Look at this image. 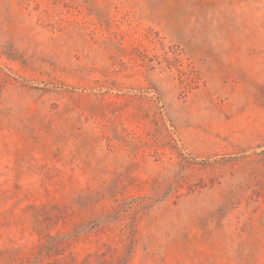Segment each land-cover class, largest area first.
I'll list each match as a JSON object with an SVG mask.
<instances>
[{"label":"rangeland","instance_id":"1","mask_svg":"<svg viewBox=\"0 0 264 264\" xmlns=\"http://www.w3.org/2000/svg\"><path fill=\"white\" fill-rule=\"evenodd\" d=\"M0 264H264V0H0Z\"/></svg>","mask_w":264,"mask_h":264}]
</instances>
